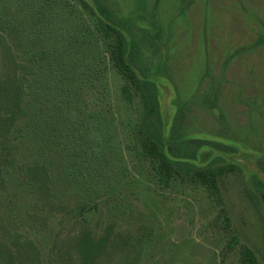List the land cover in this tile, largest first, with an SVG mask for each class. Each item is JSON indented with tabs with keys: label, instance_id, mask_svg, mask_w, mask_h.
<instances>
[{
	"label": "rangeland",
	"instance_id": "374dc122",
	"mask_svg": "<svg viewBox=\"0 0 264 264\" xmlns=\"http://www.w3.org/2000/svg\"><path fill=\"white\" fill-rule=\"evenodd\" d=\"M103 1L116 18L137 20L135 36L158 87L165 138L177 116L186 138L238 150L219 163L223 166L220 188L241 244L263 255L262 224L246 188L251 186V173L264 177V0ZM20 13L27 28L44 31L37 32L39 44H61L67 36L71 38L65 42L74 43L72 36L80 31L86 41L79 43L77 57L91 67L100 64L103 70L101 84L89 89L84 101L89 109L101 112L98 135L107 158L100 170L116 184L119 208L112 214L117 218L116 230L137 236L146 228L149 233L135 264H240V246L227 249L220 206L208 190L190 179L161 187L148 163L140 161L132 148L131 127L138 123L139 104L137 99L132 104L127 101L123 77L106 59L104 48L98 50L97 20L89 10L79 0H0L1 19ZM141 30L151 35L145 39ZM202 153L197 164L203 166L219 155ZM24 195L19 206L25 212L27 208L40 212ZM2 224L8 226L4 218ZM35 226L43 230L40 242L48 244L70 228L58 218H50L46 230Z\"/></svg>",
	"mask_w": 264,
	"mask_h": 264
},
{
	"label": "trees",
	"instance_id": "16d2710c",
	"mask_svg": "<svg viewBox=\"0 0 264 264\" xmlns=\"http://www.w3.org/2000/svg\"><path fill=\"white\" fill-rule=\"evenodd\" d=\"M79 1L97 20L98 50L104 48L106 59L123 77L127 101H138V123L131 129L132 148L140 161L148 163L161 187L178 179L205 187L220 206L227 249L240 246V264H262L264 254L241 244L220 188L219 163L238 150L186 138L177 116L166 139L158 87L135 36L136 18H116L103 0ZM141 31L145 39L151 35ZM37 32L44 31L27 28L22 13L0 18V264H135L148 230L142 228L137 236L116 230L117 218L112 215L119 208L116 184L100 170L107 158L98 135L101 112L89 109L84 101V94L101 84L103 70L100 64L91 67L77 57L86 41L80 31L73 34L74 43L65 42L71 38L67 36L61 44L44 45L36 42ZM131 120L132 116L130 124ZM203 151L219 155L199 165ZM231 166L243 170L239 163ZM250 183L246 194L260 218L264 243V177L253 172ZM24 194L40 212L29 208L25 212L19 206ZM3 218L8 226L2 224ZM50 218L70 228L48 244L40 242L43 230L35 224L46 230Z\"/></svg>",
	"mask_w": 264,
	"mask_h": 264
}]
</instances>
